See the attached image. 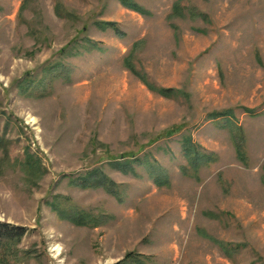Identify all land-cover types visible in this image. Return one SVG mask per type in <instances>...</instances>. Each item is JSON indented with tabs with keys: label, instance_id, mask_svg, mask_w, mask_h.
<instances>
[{
	"label": "rangeland",
	"instance_id": "1",
	"mask_svg": "<svg viewBox=\"0 0 264 264\" xmlns=\"http://www.w3.org/2000/svg\"><path fill=\"white\" fill-rule=\"evenodd\" d=\"M131 1L0 0L7 264H264V0Z\"/></svg>",
	"mask_w": 264,
	"mask_h": 264
},
{
	"label": "trees",
	"instance_id": "2",
	"mask_svg": "<svg viewBox=\"0 0 264 264\" xmlns=\"http://www.w3.org/2000/svg\"><path fill=\"white\" fill-rule=\"evenodd\" d=\"M120 1L124 6L144 14V11L139 6H137V4L132 2L131 0H120ZM174 9L175 10L177 9L176 5L174 6ZM105 24L109 25V26L114 25L112 22H105ZM149 87H151V86H149ZM157 91L159 93L165 95V96H169V93H171L173 90L168 88V89H158ZM215 115H221V113H216ZM228 122H229V120H228ZM235 144H236L237 152L240 156L241 155L240 149L242 148L241 147L242 145H241V143H238V142L237 143L235 142ZM183 147H184V154H185V157L188 161L189 166H191L192 168H197L200 165V163H206L205 159H207V157L203 154L196 152V148L193 145V143L191 142L190 138L185 139ZM116 165H118L117 167L121 171H124V172H128L127 170L132 171L128 162H125L123 164H116ZM150 175L153 177L154 182L158 185H162L163 183H167L166 178L162 177L161 172L157 168H155V169L153 168L150 171ZM89 177H92V176L89 175V176L78 177L77 180L79 181V183L83 187H85V186H102L107 190L106 186L108 185V183H106V182H109V181H102L100 179L92 180ZM82 218H83L82 216H74V218H72V220L74 223H83L84 221L82 220ZM23 233H24V230L22 228L12 226L8 223L0 222V249L5 251L4 252L5 255L2 258L0 264H7L8 263L7 256L10 255L11 245L15 240L20 239V237L23 235ZM131 255L132 254H127L124 259L130 257Z\"/></svg>",
	"mask_w": 264,
	"mask_h": 264
},
{
	"label": "bare ground",
	"instance_id": "3",
	"mask_svg": "<svg viewBox=\"0 0 264 264\" xmlns=\"http://www.w3.org/2000/svg\"><path fill=\"white\" fill-rule=\"evenodd\" d=\"M56 250H59V247H56Z\"/></svg>",
	"mask_w": 264,
	"mask_h": 264
}]
</instances>
